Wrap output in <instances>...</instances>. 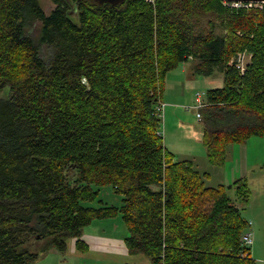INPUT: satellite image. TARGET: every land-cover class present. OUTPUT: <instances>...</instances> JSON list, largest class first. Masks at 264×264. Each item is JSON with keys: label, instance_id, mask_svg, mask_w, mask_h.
<instances>
[{"label": "trees", "instance_id": "16d2710c", "mask_svg": "<svg viewBox=\"0 0 264 264\" xmlns=\"http://www.w3.org/2000/svg\"><path fill=\"white\" fill-rule=\"evenodd\" d=\"M49 1L45 13L38 0H0V264H30L69 238L87 249L82 229L118 215L128 254L149 264H255L240 209L173 161L156 107L166 74L192 60L194 74L223 76L203 106L208 163L264 137V3ZM237 53L249 54L242 71ZM99 186L121 205L99 200ZM231 187L247 204L245 180Z\"/></svg>", "mask_w": 264, "mask_h": 264}, {"label": "rangeland", "instance_id": "374dc122", "mask_svg": "<svg viewBox=\"0 0 264 264\" xmlns=\"http://www.w3.org/2000/svg\"><path fill=\"white\" fill-rule=\"evenodd\" d=\"M38 2L45 13H48L53 6L49 0H38ZM69 16L74 22H77V16L74 10H71ZM35 26L27 30L33 29L34 31H31L32 34H36ZM39 55L43 58L46 56V50L43 46L39 48ZM235 58L244 66L249 60V54L237 53ZM184 65L185 68H187V77L182 78V81L178 80L180 79V74L178 73L181 69V65L177 67L178 69L175 68L176 70L173 69L169 71L164 79L165 96L171 98L173 103H177L181 105V107L177 109V114L173 115L170 111H172V107L174 106L168 107L165 103L161 106V125L159 131L162 134V139L164 143L166 142L167 150L171 153L174 160L190 159L194 161L195 168L200 172H207L209 176V179H205V185L213 187L222 185L226 189L227 195L231 201L237 207H241L239 209L242 210L246 204H241L238 201L235 191L233 187H231L233 182L237 180L234 176L244 169H247V178L257 177L259 180L256 184L252 182L248 183L247 180L244 179L250 191L249 199L252 193L255 197L259 196L258 184L260 183V177L264 176V137L253 136L241 143L229 144L225 148L226 159L221 168L209 164L206 159V149L202 142V132L208 127L209 109H197L195 95L196 93H203L201 98L202 101L205 102L206 91L208 89L223 86V76L217 69L209 76L192 73V60H188ZM180 92H182L183 95H179ZM174 95L176 98H172ZM167 109L171 110L169 111ZM197 114H199V117ZM153 188L155 187L153 186ZM98 189L99 200H102V202L107 205H121V196L113 192L110 186H99ZM100 204L101 203L98 201L83 203L85 206L92 207H97ZM116 218V226L114 224H110L109 226L105 225L100 228V230L104 231L106 234L115 230L116 236H122L124 240L128 234L126 225L120 215ZM85 228L82 229V233H84ZM72 242V238L67 239V244ZM131 256L141 260L129 258L130 260L125 262V264H141V262L144 261L145 263L142 264H149L148 259L143 256Z\"/></svg>", "mask_w": 264, "mask_h": 264}, {"label": "crops", "instance_id": "0c3cea01", "mask_svg": "<svg viewBox=\"0 0 264 264\" xmlns=\"http://www.w3.org/2000/svg\"><path fill=\"white\" fill-rule=\"evenodd\" d=\"M184 64L185 62L180 64L181 69L178 73L180 74V79H178L180 81H182V78L187 77V68H185ZM164 91L165 89L163 88V93L160 98L161 104L165 103V105L168 107L174 106L172 107V111H170L171 109L167 110L172 112L173 115L177 114V109H179L181 105L173 103L171 98L165 96L166 93L164 94ZM179 95H183V93L180 92ZM172 98H176V96L174 95ZM163 144L167 149L166 142L164 143V140ZM184 160L191 161L194 166V161L190 159ZM173 161L178 160L173 159ZM200 173H204L205 183V179H209V176L207 172ZM234 177L235 179H246L248 183L252 182L257 184V182H259L257 177L250 179L247 178V169H244L239 174H235ZM258 186L259 196L255 197L252 193L246 206L240 210L242 217L249 223L244 232H249L252 237V243L248 246L249 255L254 259L255 264H264V176L260 177V183ZM116 217H113L114 219H96L93 220L89 225L85 226L86 228L84 227L85 231L84 233H81L79 238L87 245V249H77L75 246V240L72 238L73 242L69 244L66 242V247L64 250L50 248L39 251L36 259H34L30 264H125V262L130 260L129 258L141 260L128 254L122 236H116L115 230H112L108 234L100 230V228L105 225L109 226L110 224H114L116 226ZM142 263H145V261L141 262V264Z\"/></svg>", "mask_w": 264, "mask_h": 264}, {"label": "built area", "instance_id": "2783aa9c", "mask_svg": "<svg viewBox=\"0 0 264 264\" xmlns=\"http://www.w3.org/2000/svg\"><path fill=\"white\" fill-rule=\"evenodd\" d=\"M223 4L226 5L227 7H231V8H238V7H249L250 5H258L260 6L261 3H245V2H228V1H223ZM236 67L239 68L241 71L243 70L244 66H242L240 64V61H238L236 59ZM202 95L203 93H196L195 95V101L197 103L196 108H201L205 105V102L202 101ZM161 106H163V104H159V106L156 107V111H157V115L160 116V112H161ZM199 117V114H197ZM161 117V116H160ZM249 225V223H247V226ZM241 243L245 246H249L252 243V237L251 234L249 232H243V234L241 235Z\"/></svg>", "mask_w": 264, "mask_h": 264}, {"label": "water", "instance_id": "95a60500", "mask_svg": "<svg viewBox=\"0 0 264 264\" xmlns=\"http://www.w3.org/2000/svg\"><path fill=\"white\" fill-rule=\"evenodd\" d=\"M92 2H96L100 5L104 3H111L114 5H117L125 0H89ZM222 1H228V2H245V3H264V0H222Z\"/></svg>", "mask_w": 264, "mask_h": 264}]
</instances>
